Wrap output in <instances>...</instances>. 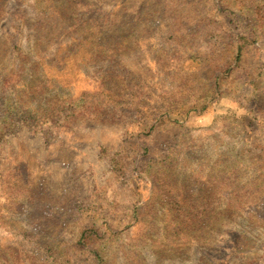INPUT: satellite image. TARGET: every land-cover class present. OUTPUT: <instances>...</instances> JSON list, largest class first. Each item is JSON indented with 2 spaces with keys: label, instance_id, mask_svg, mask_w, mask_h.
Returning <instances> with one entry per match:
<instances>
[{
  "label": "rangeland",
  "instance_id": "rangeland-1",
  "mask_svg": "<svg viewBox=\"0 0 264 264\" xmlns=\"http://www.w3.org/2000/svg\"><path fill=\"white\" fill-rule=\"evenodd\" d=\"M0 264H264V0H0Z\"/></svg>",
  "mask_w": 264,
  "mask_h": 264
}]
</instances>
